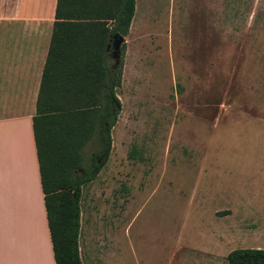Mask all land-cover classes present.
Returning <instances> with one entry per match:
<instances>
[{
  "label": "rangeland",
  "instance_id": "374dc122",
  "mask_svg": "<svg viewBox=\"0 0 264 264\" xmlns=\"http://www.w3.org/2000/svg\"><path fill=\"white\" fill-rule=\"evenodd\" d=\"M125 40L112 150L80 199L82 264L264 249V0H136Z\"/></svg>",
  "mask_w": 264,
  "mask_h": 264
},
{
  "label": "trees",
  "instance_id": "16d2710c",
  "mask_svg": "<svg viewBox=\"0 0 264 264\" xmlns=\"http://www.w3.org/2000/svg\"><path fill=\"white\" fill-rule=\"evenodd\" d=\"M136 0H57L51 43L33 117L34 138L56 264H82L79 251L83 186L107 163L121 102L119 67L108 46L127 36ZM95 140L98 162L84 166ZM136 159V151L130 154ZM228 264H264V249L231 251Z\"/></svg>",
  "mask_w": 264,
  "mask_h": 264
},
{
  "label": "crops",
  "instance_id": "0c3cea01",
  "mask_svg": "<svg viewBox=\"0 0 264 264\" xmlns=\"http://www.w3.org/2000/svg\"><path fill=\"white\" fill-rule=\"evenodd\" d=\"M57 0H0V264H56L33 117Z\"/></svg>",
  "mask_w": 264,
  "mask_h": 264
},
{
  "label": "water",
  "instance_id": "95a60500",
  "mask_svg": "<svg viewBox=\"0 0 264 264\" xmlns=\"http://www.w3.org/2000/svg\"><path fill=\"white\" fill-rule=\"evenodd\" d=\"M126 43L125 37L122 35H115L113 42L108 46V51H111V57L114 60L112 67L117 69L120 64L121 48Z\"/></svg>",
  "mask_w": 264,
  "mask_h": 264
}]
</instances>
